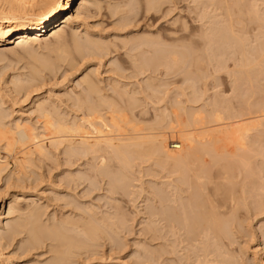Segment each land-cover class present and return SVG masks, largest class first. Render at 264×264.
<instances>
[{"label": "bare ground", "instance_id": "6f19581e", "mask_svg": "<svg viewBox=\"0 0 264 264\" xmlns=\"http://www.w3.org/2000/svg\"><path fill=\"white\" fill-rule=\"evenodd\" d=\"M146 1H147L148 8L150 10H152V9L155 10V7L157 8V6H159V4L157 5V3H156L157 0H146ZM159 1H161V0H159ZM207 1L209 2V0H207ZM218 1H220V0H218ZM247 1L245 3L242 2V0H241V2L235 1V4H236V5H234L235 7L231 5L232 7H229V8L227 6H226L227 8L224 7L225 5L223 4V2L225 3L226 1L223 0V2H219V3H222L221 5H223L224 9H226V11H227V12H224L227 14V17L225 14V17L227 19L226 20L222 19L223 21L219 20V22L221 21L220 22L221 25L219 23H217L218 19H216L219 16L218 15L217 16L216 15L210 16L211 12L209 14L208 13L209 10H208V12L206 11L207 14H209L207 16V19H209V21L211 19L212 20L211 22H213L214 24L211 25L208 23L207 25H209V27L208 28L206 27L205 31H198V34H197V32H195V33H192L190 35H185V34L181 35L180 34L178 36L173 37L172 39L165 38V39H168V41L169 40L174 41V43H172L170 41L171 44H167L168 41L166 40L167 41L166 42L165 40H163L164 37L163 38H157L158 40L157 39L154 40L151 37L150 38L145 37L142 40H137L138 42L135 43V44H137L136 48L134 47L135 52L139 54L142 51L141 53L144 52L145 55L143 56V58H142L143 54L141 55V58L138 57L140 59H143V61L137 58L138 54H137V56H136V54L131 56V58L128 57L129 63L132 62V64H130V65H133V68L138 70V71H141V70L146 71L143 68H146L147 70L153 69V71H155V70H157L158 67H162V66L164 67V69L168 68L167 70H170V68H173V66L174 67L177 66L175 63L179 64L183 61V63H181V64H183V67L187 65V59L189 56L186 55L187 54L186 52H188V51L190 53V54L188 53L190 56H192L194 53L199 52V54L197 53V55H199V57H200L201 51H198V49L202 50L201 48H204L203 52L208 51L207 53L211 54L210 59L215 60V58L217 59V57L212 58V53L217 54V50H218L219 51L218 55L220 56V57L218 56V58L220 60V59H222V57H225L224 56L225 53H228L227 50H229V52L232 51L231 53L233 55L235 53V56L230 54V56L232 58L236 57V55H238V54L240 57L239 58L237 56L238 59L237 58L232 59L229 56L230 59L235 61L234 62L235 67L232 65L233 66L232 70H234V71L231 70L232 72L229 71V73L231 72V74H234L232 76L235 77L234 80L236 82L238 79H239L238 82H240V80L244 81V79H245L244 82H246L248 80L247 82H249V84H247L248 86L246 88L249 87V89L250 88L253 89V84H254L253 81H255L254 78H256L257 76L259 77V75H260V74L259 75L255 74L256 69L258 70V73H261V71H262V73H264V41H263L264 40V0H247ZM77 2H78V0H0V47L7 49V51L13 52V51H15V49L17 50V49L26 48L27 46L29 47L33 43H39V44L45 43L46 44L51 40H56L58 43H60L61 41L65 40V39L67 40L68 36H72V41L74 42L73 48H75L78 51V53L80 52V53L85 54V55L87 54V55H94V56L98 55V54H103V52L107 49L106 44H103L101 42L89 39L91 37H89L85 43H82L78 40V37L75 35V33L73 34L72 31H71L72 35H71V33H69L72 25L76 22L78 23L79 20L81 19L83 9H87L88 6H90V5L92 6V3L90 2V0H82L74 12L73 10L76 7ZM199 2H201V1H199ZM214 2L216 4L217 1H214ZM155 4L157 6H155ZM217 4H218V2H217ZM97 6H98V4H97ZM126 8H128V6H126ZM116 9H118V8H116ZM157 9H156V11H157ZM215 9L216 8H214V10ZM35 11L41 12V16L38 19L28 20L26 22L21 21L29 13L35 12ZM212 12H214V11H212ZM74 13H76V14H74ZM204 14H205V10H204ZM129 15H127V16H129ZM124 16H126V15H124ZM205 18H206V16H205ZM201 19H204V17L203 18L201 17ZM123 20H125V18ZM254 22L257 25V28H255L256 31L259 33V34L258 33L257 34L260 35L259 37L257 36L258 38H256V36H255L257 41H255L256 40L255 39L254 42L258 43V39L260 40V38H262V43H259V45L254 44V47L256 46L255 48L253 47L254 49L258 48L259 46L261 47L260 49H256V51L258 50V52H259V53L258 52L256 53L257 54L256 56H255V53L253 52L254 49H248L249 48V44H248L249 42H247L249 40L248 38L251 36L250 33H252V31L253 32L255 31V29L251 30L250 29L251 26H249L250 23L254 24ZM210 25H211V27H210ZM202 26L204 27V25H202ZM184 28H185L184 30L186 31L187 30L186 26ZM254 34H252V35H254ZM257 34H255V35H257ZM48 35H49V38H47ZM191 35L193 37H198V35H199V38L201 40L199 39L200 40L199 42L198 41L193 42L192 37H190ZM248 35H250V36L248 37ZM152 37H154V36H152ZM250 39H252V38H250ZM202 40H203V42H202ZM65 41H63V42H65ZM179 42H180V44H177ZM196 42L198 43L197 47L194 44ZM246 42L248 44L247 49H246V46H247ZM8 43H13V45H15V46L11 49L7 48ZM192 46H195V49L191 53L190 51L193 50ZM252 46L250 48H252ZM196 48H197V50H196ZM213 49H214V51H213ZM220 49H222V51H223L222 52V54H224L223 56L220 55L221 54ZM134 50H132V51H134ZM138 50L139 51L141 50V51L137 52ZM224 50H225V52H224ZM157 52H160L159 53L160 55L157 54V56H156ZM153 53H154V55H153ZM207 53H203V54L205 55ZM146 54H147V56H146ZM149 54H151V56L153 55L154 57L153 56L151 57ZM179 54H180V56H179ZM181 54L182 55L185 54V56H183L182 58L184 59V57H186L187 59L186 58H185L186 60L181 59L180 58ZM210 54L208 56H210ZM214 54H213V56H217ZM226 55H229V54H226ZM202 56L203 55H201V57ZM204 57H206V56H204ZM204 57H202L200 59L201 62L206 61V59L203 60ZM226 57H228V56H226ZM191 58L192 57H190L188 60H190ZM229 58H227V63H228ZM196 59L199 60L198 56L196 57ZM224 59L225 58H223V63H224ZM197 60H196V62H197ZM213 60L211 62H214ZM178 61H179V63H178ZM184 61H185V63H184ZM73 62H74V60H73ZM215 62L217 63L218 59ZM221 62H222V60H221ZM206 63H207V61H206ZM216 63H215V65H216ZM219 63H220V61L218 62V65L221 68L220 67L218 68L217 67L218 65H216V67L218 68V71H220L221 69L223 70V64L221 65V63L220 64ZM192 64H189V66H192ZM194 64H195V62H194ZM117 65H118V63H117ZM200 65H202V64H200ZM226 65L227 64L224 65V69H225V67H228ZM259 65L261 68L259 67ZM261 65L263 66V69H262ZM118 66L114 67V69H117ZM189 66H187V68ZM193 66H195V65H193ZM38 67H40V66H38ZM48 67H50V66H48ZM180 67L181 66H179V67L177 66L175 68L180 69ZM183 67H181L182 70H183ZM36 68L37 67H35L34 69H36ZM210 68H211V66H210ZM254 68H256V69H254ZM190 69H191V67H189V69H186V67H184V70H187V73L194 72V71H190ZM197 69H198V67H197ZM120 70H121V68H120ZM120 70L116 71V73H114V75L115 74L117 75L120 72ZM122 70H123V68H122ZM124 70H127V69H124ZM167 70H165V71H167ZM184 70H183V72H184ZM188 70H189V72H188ZM191 70H193V69H191ZM204 70H206V72ZM204 70H203V72H205L207 74V69H204ZM214 70H215V68H214ZM222 70L220 72H222ZM227 70H228V68H226V71ZM253 70H255L254 73H253ZM112 71H114V70H112ZM129 71H131V70H129ZM153 71L151 72L152 74H154ZM201 71H202V69H201ZM218 71H216L214 74H217ZM199 72H200V70H199ZM224 72H225V70H224ZM39 73H40L39 69L38 70L36 69L35 72L32 75H30L31 76L30 80L28 81V79H27V81L29 82V85L32 82H34L35 80L37 82V76ZM151 73L149 75L150 78H149V76H148V78H146L147 79V85H146L147 88L144 85L145 89H144V91L142 90L141 93L138 92L137 89L136 90L127 89V88H129V86L127 88L125 86L121 87V88H124L123 90H119L118 87L112 86L111 88H114L113 94L115 93V95H113V96L108 95V93H106V94L103 93V91H104V90L102 91L103 87L100 88L101 84L99 85V83H101V82H99V83L96 82V79L93 78L94 74H91V73L88 74L79 83V87L77 85L78 88H81L80 93L78 92V94L75 95V98L72 97V99L74 98L73 101L71 99V101L74 103V105L78 108L77 109L75 107L77 109V112H78V110L80 112H82L81 114L83 117L77 118V116H76L77 120L75 119V117H74L75 120L72 119L73 121H68L67 120L68 118L66 120H64L65 118H62L58 114H56V108L54 107L53 104H50V102H48V101H42V102L38 101V103L35 105V110H33V111L40 118L43 119V121H44V127L43 128L45 129L44 130L45 132H48L47 135L49 134L50 136H52L50 138L51 142L49 144L52 148L58 149L60 146L62 147V145H63L64 146V153L68 154L69 156L70 155L74 156L77 159L79 156H81L80 158H82V159L87 158V156L88 157L90 156V158L93 159V156H96L97 158L94 157V160L96 159V161H97V159H99L97 161L98 164L91 163L92 161L91 162L89 161L91 164H93L91 167L94 169L91 171L90 169H92V168L90 167L89 173L91 172L92 174H89V173H87V174H89V176L91 175L92 179L95 178L96 175L100 176V174L104 175V178H105V176H106V178L109 177L110 179L109 180L107 179V181H110L109 185L113 188V190L116 187L117 188L118 187L120 188V186L123 187V185H124V188L127 189L125 187V185L128 182L125 181V184L123 182H124V180H127L126 178H128V176L125 174L126 171L123 173L122 170L126 169L124 166H132L133 167L134 163H136L137 160H140L139 162H141V160L146 159V161L148 162V158L152 159V160H154L156 165H158L159 169L161 168L163 173L166 172L165 173L166 175L163 176L162 179L163 178H170L172 176H174L176 178L175 180L170 179V181L163 183L166 186V189H164L163 187L160 188V186L162 185L160 183L158 185L159 187L157 186L158 189L155 190V196L154 197L156 198V203L158 206H155V207H157L156 208L157 211H153L155 208H153L152 211L154 213L156 212L155 213L156 214L155 215L156 220L153 223V224H155L154 225L155 227H153V229L155 230L154 231L155 240L158 241V244H156L157 247L154 248L155 249V251L153 253L154 257L151 258V259H153V261L152 262L150 261L152 264H242L238 260L237 256H235L236 254H234V253H236V252L233 251L234 249H232V246L235 245L233 243V241L231 240V237H232L231 234L233 231H235V229L233 230L232 227H234V228L236 227V230H238L236 224H238L237 222H239L240 220L237 222H236V220H237V216L240 215L239 212L242 211L243 206H244V208L246 206L249 207L248 209H250L252 211L254 210V213H256V214L261 213L259 211H262V209L264 210V208H263L264 207V197L261 196L264 193L262 191V190H264L263 176H261L262 178L259 179L260 181L258 180L259 182H256L257 180H254V182H252V180H249L251 175L249 176V172H247V175L249 176V178L246 176L247 177L246 179H248L249 182L250 181L252 182V183L250 182V185H249L248 181L246 182L247 184L244 183V181L246 179L245 180L243 179L244 181L240 182L238 180L239 176L237 175V174H239V175L241 174L243 177L241 175L240 176L242 178H244V175L246 174L245 173L246 168H248L247 170H249V168L251 170V168L253 169V167H254L253 170H255L256 168L253 165L254 164L253 162L257 161L256 158L258 156L260 158H262V155H258V154H257L258 155L257 157H254L255 155L251 156V153H253L254 150L258 151V147L255 146V142H253L250 139L249 140L251 141V143H249L250 141L249 142L247 141L249 136H250L248 133L252 132L250 130L253 127H251V129H250V128H248L249 127L248 125H247L248 126L247 128L244 125H243L244 127L237 126V125L234 126L236 123L233 125L232 124L231 125H225V123L222 121H224L225 118H227V116L232 115L233 112L230 110L233 108H231L229 106L231 108L229 110V108H227V105H229V104L225 105L226 106V108H225L223 106L224 104L223 103L221 104V102H220V103H218L219 104L218 106H219V108H221L220 107V104H221L223 109L222 108L218 109L217 103L215 105V102L214 103L210 102L212 104L210 106L215 105L213 110L211 109L213 111V113L209 112V114L207 116H205L206 115L205 111H201V112H204L203 113L204 117L201 114V112H200L201 116L198 115L197 113H195L197 115L193 114L194 112H196L198 110H196V111L194 110V112L190 111L188 113L189 119L186 118L189 121L187 120V122H185V119L184 120L182 119V117L184 116V114L182 115V113H184V112H182L183 111V103L179 104L178 105L179 107L176 106V104H177L176 103V104H173V106L175 105L176 107H178V110H177V108L175 109V107L172 106L175 110L172 111L173 108H172V110H170V108H169V110L171 111V112H169L168 108L166 109V107H163V110L165 108V111L163 112V110H162L161 111L162 114L159 113L158 116L160 117V114H161V116H163L164 119L158 120L157 118H155L156 119L155 123L157 125L154 124V126L151 127L148 124L149 127L146 125L145 128L143 129L140 127L137 128L138 127L137 125L140 124L138 122L139 124L136 125L137 127L132 126V127H128L127 130H125L126 128L122 129L121 127H119L118 122H114V120L115 119H121V118L124 120L125 117H127L126 119H129L130 117L133 118L136 114V110L142 104V102H141L142 97H140V94L142 95V93H143L144 98L146 99V97H147L148 101L150 99L149 96L152 94H155L154 92H156V91H154V90L157 88L154 89V87L155 86L158 87L159 83L157 85H155L154 80H156V79L151 75ZM171 73L174 74L173 71ZM187 73L185 72V74H187ZM202 73H200V74H202ZM125 74L127 76V73H125ZM189 74H191V73H189ZM200 74H199V78H200ZM253 74L256 75V77ZM155 75H156V72H155ZM191 75L190 76L188 75L189 76L188 79L186 78L183 80H186V81H188V80L191 81L190 79L194 80V78H193L194 76L193 75L191 76ZM202 75H205V74H202ZM126 76L124 78H126ZM135 76H137V73ZM164 76H165V74H164ZM261 76H263V75L261 74ZM122 77H123V75H122ZM131 77H134V76H131ZM138 77H140L139 74H138ZM228 77H230V76H228ZM171 78H173V76ZM199 78L197 77V81L199 80ZM127 79H125V81ZM134 79H135V77H134ZM200 80L202 81V78H200ZM120 81H121V79H120ZM164 81H166V80H164ZM209 81H210V78H209ZM22 82L23 81H21V85L19 86L20 89L26 88L25 83L23 82V85H22ZM115 82L117 83V81H115ZM157 82H158V80H157ZM183 82H185V81H183ZM194 82H195V80H194ZM196 82H195V84H196ZM139 83L141 84V82H139ZM186 83H188V82H186ZM206 83H207V81H206ZM231 83H232V81H231ZM137 84H138V82H137ZM165 84H167V83H165ZM188 84H190V83H188ZM80 85H82V87H80ZM192 85H193V87H195L194 83L190 84V86H192ZM27 86H28V83H27ZM130 86H132V84ZM169 86H170V84H169ZM171 86H172V84H171ZM179 86H180V84H179ZM232 86L235 87V83H233ZM244 86H242V87L245 90L246 88ZM32 87H34V86H32ZM30 88H31V86H30ZM187 88H189V87L187 86ZM196 88H197V86H196ZM239 88H240V86H239ZM17 90H18V88H17ZM112 90L113 89H111V92H112ZM167 90H169V89H167ZM167 90H165V93ZM192 90H194V88ZM213 90H211V91H213ZM247 90L248 89H246V91ZM149 91H150V93L151 92L152 93L151 94L149 93L150 95L148 96L147 93ZM194 91L192 92V94L200 92L201 93L200 97H198L199 94L197 93L198 94V95L196 94L197 96L195 94L192 95V97L193 98L195 97V99H191V98L189 99V97H188L190 95L189 94L190 92H189L188 93L189 95H186L188 98V101H192V102L198 101L199 99H202L206 95V94H204L206 92H203V91L201 92L199 90H196L197 92H194ZM250 91H249V94H251ZM251 92L254 93L253 91H251ZM233 93H235L234 89H233ZM181 94H183V93H181ZM215 94H217V93H215ZM236 94L237 93H235L234 95H236ZM246 94H248V92H246ZM246 94L244 93V95H246ZM166 95H169V94L166 93ZM244 95L242 97L240 96L241 99L243 97H245ZM152 96H154V95H152ZM155 96L157 97V93ZM159 96L160 95H158V97ZM178 96H180V95H178ZM158 97L155 99H158ZM162 97H163V95H162ZM183 97H184V95H183ZM225 97H227V96H225ZM236 97H234V99H236ZM246 97L244 98L245 100H246ZM219 98L221 99V97H219ZM147 99H146V101H147ZM161 99L159 97L158 100H161ZM167 99H168V97H167ZM215 99L214 100L212 99V100L215 101ZM222 99H223V97H222ZM226 99L229 100V98H226ZM163 100H164V98H163ZM163 100H161L160 102H162ZM230 100H231V98H230ZM207 101H209V100H207ZM140 102H141V104H140ZM176 102H179V101L176 100ZM200 102H202V101H200ZM217 102H218V100H217ZM242 102H243V99H242ZM248 102H250V101H248ZM151 103H153V102H151ZM154 103H156V102H154ZM169 103H170V101H169ZM172 103H174V101ZM245 103H247V102H245ZM157 104L158 103H156L155 105H157ZM160 104H162V103H160ZM186 104H187V101H186ZM196 104H197V102H196ZM257 104H258V102H257ZM181 105H182V107H181ZM192 105H193V103H192ZM238 105H240V104L238 103ZM215 107H216V109L220 110L219 113H221V112L223 113V110H225L224 113H226V114H224V113L223 114L226 115V117L224 118V115L221 114V115H223V116H221V118L223 117L222 118L223 120L220 119V117H219L220 115L217 114L218 110H216ZM232 107H233V105H232ZM246 107H248V105ZM251 107L253 108V106H251ZM187 108H188V106H187ZM200 108L201 107H199V109ZM189 109H190V107H189ZM196 109H198V108H196ZM241 109H242V111L244 110L243 108H241ZM248 109L251 110V108H248ZM260 109H262V108H260ZM202 110H206V109L203 108ZM214 110H215V112H214ZM167 111H168V113H167ZM184 111H185V109H184ZM227 111H229L228 115H227ZM235 111H234V113H235ZM140 112L142 113V110L137 112V113H140ZM153 112H154V110H153ZM230 112H231V114H230ZM236 112L238 113V110ZM259 112L261 113V111H259ZM141 113L139 115H141ZM186 113L187 112H185V114ZM237 113H235L234 116L237 115ZM245 113H246V111H245ZM254 113H252V115H254ZM263 113H264V107H263ZM143 115L144 114L142 113V116ZM237 116L239 117L240 115H237ZM241 116L243 117V115H241ZM241 116L239 118H242ZM261 116H262V114H261ZM232 117H229V118L234 119L236 116L234 118H232ZM256 117H255V119H256ZM166 118L169 119L170 121L167 120ZM3 119H4V116H3V113L1 112V109H0V147L6 146V148H8V147H11V145H14L16 143L18 144L19 142L14 141L17 137L14 139L10 138V136H11L10 134H11L12 129L11 130L7 129L9 126L6 127L5 126L6 124L4 125ZM133 119H136V118H133ZM165 119L170 122V124H168L167 128L169 129V131H171L173 134H175L172 136L174 139H175V137H177L179 140V141L178 140L177 141L179 143L177 142V144H171L168 146L167 137L164 136L163 134L159 133L161 131H159V132L155 131V129H157V126H159V124H160L159 127L161 128V125H162L161 123L164 124ZM109 120H110V122H109ZM227 120L229 122V119H227ZM256 120H258V119H256ZM256 120H254V124L260 123L259 125H261V122L259 121V120H261V117L258 120L259 122H255ZM116 121H118V120H116ZM251 121H253V120H251ZM251 121H250V123H251ZM261 121H263V123H262V126H263L264 119H262ZM120 122H121L120 125L122 126V120H119V123ZM124 122H125V120H124ZM151 122L152 121H150V123ZM134 123H135V121H134ZM248 123H249V121H248ZM14 125H17L15 127H17L18 131H16V132L13 131L12 134H14V133H15V135L18 134V135H16V136H18V139H17L18 141H22V143L24 142L23 144L26 145V147H28L30 144H32V145L34 144L31 149L23 152L22 156L27 157V159L24 160V162L29 161V163H31L30 162V161H32L31 156L35 153L37 154V156L45 157V158H46V156H48L50 154L49 148L46 147L45 144L40 143V139L43 140V135H46V134H42V132L41 133L37 132L35 130L36 128H33V126L32 127L29 126L30 124L28 125L27 123L20 125L18 122ZM125 125H127V124L125 123ZM150 125H152V124H150ZM164 128L166 129L165 126H164ZM254 128L258 129V128H256V126ZM262 128H260V129H262ZM168 129H166V130L168 131ZM248 129H249V131H248ZM15 130H16V128H15ZM159 130H162V128ZM263 130H264V128H263ZM254 131H253V133H254ZM262 131H261V133H262ZM257 133L259 136V132H257ZM94 134H96V137L94 136V138H92L93 137L92 135H94ZM15 135H14V137H15ZM251 136H253V135H251ZM258 136H257V138H258ZM11 137H13V136H11ZM19 138L21 140H19ZM169 139H170V136L168 137V141H169ZM10 140H13L14 144H11L12 141L10 142ZM261 140H262V138H261ZM255 141H256V139H255ZM20 144H21V142H20ZM23 144H21V145H23ZM27 144H29V145L27 146ZM257 145H258V143H257ZM261 145H263V144H261ZM260 148H262V147H260ZM263 152H261V154H263ZM9 153H10V151H9ZM17 155H19V154H17ZM263 156H264V154H263ZM92 159H90V160H92ZM251 160H253V162ZM86 161H88V160H86ZM22 162H23V160L20 163H22ZM149 162H150V160H149ZM32 163H34V162H32ZM86 163H88V162H86ZM119 163L120 164L122 163L124 165V166H121L122 168L124 167L123 169H120V167H119V169H117ZM251 163H252V165H251ZM24 164L26 165V162ZM24 164L23 165L19 164V166L21 165V167H23ZM139 164H138V166H140ZM2 165L0 164V175H1L2 171L4 170L3 167L6 168L5 165L4 166H2ZM87 165H89V164H87ZM146 165H147V163H146ZM85 167H86V165H85ZM132 167H131V169H132ZM260 168H262V167H260ZM129 169L130 168L127 167V170H129ZM263 169H264V166H263ZM256 170H255V172L254 171L253 172L256 173ZM260 170H262V169H260ZM258 171H259V169L257 170V172ZM87 172H88V170H87ZM137 172H139V171L137 170ZM79 173H81V172H79ZM83 173H81L79 175L82 177L83 181L88 182V180L91 178L88 175H84V177H83L82 176ZM252 173H250V174H252ZM19 174H20V172H19ZM94 174H96V175H94ZM235 174L237 175L236 177H238V179L234 176ZM80 176H78V178ZM86 176H88V177H86ZM253 176H254V174L251 177H253ZM81 177L79 179H81ZM85 177L87 178L86 180H85ZM153 177L155 178L156 176H153ZM255 177H257V179H258V175ZM98 178H100V177H98ZM157 178H159V176ZM132 179L133 178H131V179L128 178V180H132ZM142 179H144V178H142ZM254 179H256V178H254ZM72 180H73V178H72ZM164 180H166V179H164ZM91 181L89 180V183H91ZM93 181H92V183H93ZM97 181H98V179H97ZM95 183H97V182H95ZM107 184H108V182H107ZM118 184L120 186H118ZM121 184H123V185H121ZM244 184H245V186L246 185L250 186V188H249L250 191H248L249 189H245ZM93 185L94 184H92V186ZM238 185H240V186H238ZM127 186H128V184H127ZM251 186H252V188H251ZM108 188H109V186H108ZM154 188L152 189L153 191H154ZM246 188H248V187H246ZM244 189H245V191H244ZM113 190L111 189V191H113ZM116 191H117V189H116ZM261 191H262V194L260 193ZM249 192H250V195H249ZM116 193H114V194H116ZM108 195H109V193H108ZM247 198L251 199L250 205H252L253 209H251L252 207L250 205L248 206L249 202H247V201H249V200ZM108 199H109V196H108ZM64 200H66V199H64ZM243 201L244 202L246 201L247 203L243 205V203H244ZM119 203H121V202L119 201ZM79 206H81V205H79ZM112 209H114V207H112ZM10 210L12 211L11 207L9 208V212H11ZM81 210H83V209H81ZM94 210L95 209H92L90 206V207H87L86 210L84 209V212L78 211V212H80V215L82 214L81 217H80V215L77 216V214L75 213L77 218L79 217L80 221L75 219L76 216L73 217V216L69 215V216L65 217V219H63V220L60 219V220H62V222L61 223L59 222V224L56 223V221H53L56 224H53L51 226H46V225L44 226V224L41 223L40 211L38 210V208L33 207V208H30L27 212H25V214L23 213L24 219L23 218L22 219L24 221L22 223H19V221H18L17 224L10 226L11 228L9 229L8 232L10 233L12 231L11 233L15 234V238L17 236L16 234H21L24 232L27 233L29 235V238L26 239L27 240L26 246L32 247V248L35 245L42 244L43 240L45 239L44 237H46V236L48 237V239L51 238V239L55 240L57 242V244L55 243V241H53L56 245H54V247L51 249V251L54 252V254H55V255L52 254L54 256V258H53V260H52L53 262L51 264H69V262H72L71 259L74 258L75 255L81 254L82 249L86 250L87 253L89 252V248H91V245H89L88 242L91 241L93 243V241H96L97 237H99L98 233H100V232L108 233V231H110V230H111V232L112 231L115 232L114 230H116V228H117L116 227L113 229V226H112V225H114L112 223H114L115 221L110 223V224L106 222V221H108V219H109V222H111L110 218L108 217L110 215L108 212L107 213L109 215L104 220L103 219L100 220V219H97L95 217V214H94L95 211ZM246 211L248 212V210H246ZM21 212H23V211H21ZM82 212L85 214L83 215ZM263 212L264 211H262V213ZM116 213H121V216H122V212H116ZM72 214H74V213H71V215ZM105 215H106V213H105ZM114 215H116V214H114ZM242 216L243 215L241 214V217ZM6 217L7 216L5 215V213L0 212V222L2 221V219H5ZM112 217L114 218V216H112ZM116 217H115V219L117 220ZM152 218H154V217H152ZM124 219L125 218H123L122 223H124V221H125ZM82 221H84V222H82ZM119 222H120V220H119ZM235 222H236V224H235ZM81 223H82V225H81ZM104 223H106V224L104 225ZM107 224H108L109 228H108ZM234 224L236 226H234ZM239 224H240V222H239ZM110 225H111L112 229H111ZM115 225H116V223H115ZM106 228H108V230ZM118 229H121V228L118 227L117 230ZM4 237L5 236L0 235V259L4 258L3 260H1L2 262L1 261L0 262L2 264H7V263L11 264V261H10L11 258H9L7 255H5L3 252L4 250H6L3 247L5 245H6V248H7V246H9V245H7V243L2 244V241L5 239ZM85 242H86V244H85ZM3 243H4V241H3ZM94 245H95V243H94ZM24 246H25V244H24ZM36 247H38V246H36ZM33 249H36V248H33ZM138 257H136V258H138ZM239 259H241V258H239ZM77 260H78V258H77ZM253 262H254V264H259L256 262V260Z\"/></svg>", "mask_w": 264, "mask_h": 264}, {"label": "rangeland", "instance_id": "374dc122", "mask_svg": "<svg viewBox=\"0 0 264 264\" xmlns=\"http://www.w3.org/2000/svg\"><path fill=\"white\" fill-rule=\"evenodd\" d=\"M81 1L82 0H78V2H77L78 5L76 4V7L73 10L74 12L77 9V7L79 6ZM199 1H201V2H199ZM214 1H217L218 4H217V2L215 4ZM224 1H226V2L224 3L223 0H220V1L209 0V2L207 0H161V1L157 0L156 3H157V5L159 4V6H157L156 4H155V6H157L158 9L155 7V10H153V9L150 10L148 8L146 0H144V1L143 0H90V2L92 3V6L90 5L91 7L88 6L87 9H83L81 19L79 20L78 23L76 22L72 25L69 33H71V35H72V32H73V34L75 33V35L78 37V40L82 43H85L87 41V39L89 37H91L89 39H92V40L101 42L103 44H106L107 49L103 52L104 55L98 54V55L94 56V55H87V54L85 55V54H82L80 52L78 53V51L75 48H73L74 42L72 41V36H68L67 40L65 39L66 41L63 40L65 42L61 41L60 42L61 44L58 43L56 40H51V41H49L50 43L48 42L46 44L45 43H43V44L33 43L29 47L27 46L26 48H22V49H17V50L15 49L16 52L15 51H13V52L7 51V49L0 47V104H1L0 109H1V112L3 113V116H4V119H3L4 125L6 124L5 125L6 127H8V126L10 127V128L8 127L7 129H10V130L12 129L10 135L13 137L10 136V138L14 139L17 137L14 141L19 142L18 144L16 142H15L16 144H14V141L10 140V142L11 141L13 142V143L11 142V144H14V145L10 144L11 147H8V148H6V146L0 147V162L2 161L0 164L1 165L3 164L2 166L5 165V167H6V168L3 167L4 170L2 171V173L0 175V212L5 213V215L7 216L5 219H2V221L0 222V235L5 236L4 237L5 239L3 240L4 243L2 241V244L7 243V245H9V246H7L8 249L6 248V245L3 247L4 249H6L3 252L5 255H7L9 258H11L10 259L11 264H51L53 262L52 260H53L54 256L52 254H54V252H52L51 249L54 247V245L57 244V242L55 240H53L51 238L48 239V237L46 236V237H44L45 239L43 240V243L40 245L33 246V248H36V249H33L32 247L26 246L27 245L26 239L29 238V235L27 233L24 232L21 234H16L17 236L15 238V234L11 233L12 232L11 230H10L11 231L10 233L8 232L9 229L11 228L10 226L17 224L18 221H19V223H22L24 221L23 220L24 214L30 208H33V207L38 208V210L40 211V214H41V223L44 224V226L45 225L51 226V225L56 224V223L59 224V222L61 223L62 220L65 219V217H67L69 215L74 217L77 214V216H79L81 211L84 212V209L86 210V208L90 207V206L92 209H95L94 211L96 213L94 212V214H95V217L97 219H100V220L103 219L104 220L110 214L108 217L110 218L111 222H109V219H108V221H106V220L105 221L109 224L115 221L114 223H112L114 225L116 223L115 226L112 225L113 229L116 227L117 228L120 227L121 229H118L119 230L118 231L116 228V230H114L115 232H113V231L111 232V230L109 229L110 231H108V233H104V232H100L101 234L98 233L99 237H97L96 241H93V243L91 241L88 242V244L91 245V248H89V252L87 253L86 250L82 249L81 254L75 255L74 258L71 259L72 262H69V264H88V263L89 264H139V263L140 264H152L151 262L153 261V259H151V258L154 257V254H153L155 251L154 248L157 247L156 244H158V241L155 240V233H154L155 230L153 229V227H155L154 226L155 224H153V223L156 220V216H155L156 212L154 213L153 211H157L156 210L157 207H155V206H158L156 203V198L154 197L155 196V190L158 189V187H159L158 185L160 183L162 184L160 186V188L163 187L164 189H166V186L163 183L170 181V179L175 180L176 178L174 176H172L170 178H163L162 179V177L166 175L165 174L166 172L163 173L161 168L159 169L158 165H156L154 160L149 159V158H148V162L146 161V159H144L145 161L141 160V162H139L140 160H137L136 163H134V165L135 164L136 165L135 166L133 165V167L132 166H124L122 163L121 164L119 163L120 165L118 164L117 169H119V167H120V169H123L125 167L126 169L122 170L123 173L126 171L125 174L128 176V178L129 179L133 178L135 181L133 179L128 180V178H126L128 181L124 180V182L123 181L122 182L124 184H125V181L128 182L127 183L128 186H127V184L125 185V187L127 189L124 188L123 184H121V185H123V187L120 186L119 185L120 183H119L118 186H120V188L119 187L117 188L115 186L116 188H114V190H113V188L109 185L110 181H107V179L108 180L110 179L108 176H107L108 178H106V176L104 178V175L100 174V176L99 175L97 176L96 175L97 173L94 174V175H96L97 178L95 177L92 179L91 175L89 176V174H92L91 172L89 173V169L93 165L91 163L98 164L97 161L99 159H97V161H96V159L94 160V157H96V156H93V159L90 158V156L89 157L87 156V158H83V159L80 158L81 156H79L78 157L79 160H78L74 156H71V155L69 156L68 154H65L63 145H62V147L60 146L58 149L52 148L49 145L51 142L50 138L52 136H50L49 134L47 135L48 132L44 131L45 129L43 128L44 127L43 119L40 118L37 114H35L33 110H35V105L38 103V101L39 102L48 101V102H50V104H53L54 107L56 108V114H58L62 118H65L64 120H66L68 118L67 119L68 121H73L76 119V116H77V118H80V117L82 118L83 117L81 114L82 112H80L79 110L77 112L78 108L74 105V103L72 101L75 98V95L78 94V92L80 93L81 88H78L79 83L84 79L85 76H87L90 73L94 74V77L92 75L91 76L94 79H96L97 83L101 82V83H99V85L101 84L100 88L103 87L102 91L103 90L105 91V92L103 91V93H105V94L108 93V95H110V96L115 95V93L113 94L114 88H111L112 86L118 87L119 90L124 89L121 87L125 86L127 88L129 86V88H127V89H129V90H136L137 89V91L141 93L142 90L144 91V89H145L144 85L145 86L147 85V79L146 78H148V76L153 71V69L147 70L146 68H143L146 71H144V70L138 71V70L133 68V65H130V64H132V62L130 61L131 63H129L128 57L131 58V56H133L135 54L137 56V54H138L134 50L136 48V45H137L135 43L138 42L137 40H142L145 37L146 38L151 37L152 39L156 40L157 38H163L164 37L163 40L168 41V39H172L173 37L178 36L180 34L181 35H184V34L190 35V34L195 33V32H197V34H198V31H205L206 27L207 28L209 27V25H207L208 23L211 25L214 24L213 22H211L212 21L211 19H210V21H209V19H207V16L210 14V12H211L210 16H213V15L219 16L216 19H218L217 23L220 24L221 21L219 22V20H222V19L226 20L227 19L226 18L227 14L224 13L227 11H226V9H224V7L227 6L229 8V7L236 5L235 1L241 2V0H235V1L234 0H224ZM246 1L247 0H244V1L242 0V2H244V3ZM219 2H223V4L225 6L223 7V5H221L222 3H219ZM97 4H98V6H97ZM126 6H128V8H126ZM116 8H118V9H116ZM214 8H216V9L214 10ZM156 9H157V11H156ZM204 10H205V14H204ZM208 10H209V12H208ZM206 11L209 14H207ZM212 11H214V12H212ZM74 14H76V13H74ZM225 14H226V17H225ZM124 15H126V16H124ZM127 15H129V16H127ZM40 16H41L40 11L31 12L27 16H25L24 19H22L21 21L26 22L28 20H36ZM205 16H206V18H205ZM201 17L202 18L204 17V19H201ZM124 18H125V20H123ZM202 25H204V27ZM211 25H210V27H211ZM255 25H256L255 22H254V24L250 23V25H249V26H251L250 29L254 30L255 28H257V25L256 26ZM185 26L187 28L186 31L184 30ZM254 33L255 34L258 33L256 31V29L254 32L252 31V33H250L251 36L248 35V37L250 36L248 39L251 41V42L249 40L247 41V42H249L248 43L249 44L248 49H254L256 47V46L254 47V44L259 45V43H262V38H260L261 41L258 39V43L254 42V40L260 36V35H258L259 33L257 35H255ZM252 34H254V35H252ZM49 35L47 38H49ZM152 36H154V37H152ZM255 36H256V38H255ZM190 37H192L193 42L194 41L199 42L201 40L199 38V35H198V37H193L192 35ZM165 38H168V39H165ZM250 38H252V39H250ZM170 41L171 40H169L167 42V44H171V42L174 43V41H171V42ZM255 41H257V39ZM202 42H203V40H202ZM247 42H246V44H247ZM196 43H194V44L197 47L198 43L197 44ZM177 44H180V42ZM248 44L246 46V49L248 47ZM250 45L251 46L253 45L252 48H250L251 47ZM14 46L15 45H13V43H8L7 48L11 49ZM195 46H192L193 50L190 51L191 53L194 51ZM260 48L261 47L259 46L256 49H260ZM201 49L202 50L198 49V51H201L200 57H201V55H203L202 57L206 56V57H204L203 60L206 59L207 63H206V61L201 62L200 59L202 57L200 58L199 55H197V53L199 54V52L194 53L192 56L189 55L190 54L189 51L186 52L187 53L186 55L189 56L188 59L190 57L193 58V59L191 58L190 60H188L186 57H184V59L182 58L183 56H185V54L184 55L181 54L180 58L183 60L187 59V65L184 67H186V69H189V67H191V69H193V70L190 69V71H194V72H189V70H188V72L194 76L193 78H194L195 82L197 81V77L199 78V74L202 73L204 69H207V74L205 73L206 70H204L205 72L202 73L205 75L200 74V78H202V81L204 80L203 82L199 78V80L197 82L198 83L200 82V83L198 84L196 82V84H195L194 80L190 79L191 78L190 77L189 79L194 83V86H195V87H193V85L190 86V84H193L191 81L183 80L186 78L188 79V77L191 75V74L187 73V70H184L183 64H181V63H183V61L181 63H179V61H178V63L180 65L177 63H175V64L178 67L179 66L183 67L184 72H183L181 67H180V69L175 68L177 66H175V67L173 66V68H170V70H167L168 68L164 69L163 66L158 67L157 70L154 69L155 70V71H153L154 74L151 73V75L156 79V80H154L155 85H157L159 83L158 87L157 86L154 87V89L157 88L154 90V91H156V92H154L155 94H152L154 96L150 95L152 92L150 93V91H149L147 93V95L148 96L150 95L149 96L150 99L148 101V99L146 97V99H147V101H146V99L143 96L144 94L142 93V95H141L139 93L140 97H142V100H141L142 104L140 102L141 105L136 110V114L133 117V118H136L137 120L133 119L132 117L129 116L130 117V118L128 117L129 119H126L127 117L124 118L125 122L122 118L121 119H115L114 122H118L119 127H121L122 129L126 128L125 130H127L128 127H132V126L133 127L138 126L137 128L140 127V128L144 129L146 125L148 126V124H149V126L152 127V126H154V124H156L155 118H157L158 120L164 119L163 116H161V114H162L161 111L163 110V107H166V109L168 108V110H169V108H170V110H172V108L175 107V109L177 108V110H178V107H179L178 105L182 104V103H183V111L182 110L181 111L184 112V113H182V115L184 114L182 119L183 120L185 119V122H187V120L189 119L188 113L190 111L194 112V110L195 111L200 110L199 112L196 111L193 114L194 115L198 114L200 116L202 114L204 117V114H203L204 112H201V111H205V114H206L205 116H207L209 114V112L213 113L212 110H213L214 106L216 105V103L218 106L219 105L218 103L221 102V104L222 103L224 104L223 106L225 108H226L225 105H227V104H229V105H227V108H229V110L231 108H233L230 110L233 112L232 115L227 116V118H225L226 117V115H224V114H226V113H224L225 110H223L224 114L222 112L219 113L220 110H218L221 108L223 109L222 105L220 104L221 108H219V106H218V109H216L217 106L215 107V109L218 110L217 114L220 115L219 116L220 119H222L223 117L221 118V116L224 115L225 120L222 122H224L225 125H231V124L233 125L236 123L234 126H236V125L242 126V127L246 126V128L249 126L248 128H250V129H251V127H253L252 128L253 130L252 129L250 130L252 132L248 133L250 136H249L247 141L249 142L250 140H252L253 142H255V146L258 147V151L254 150L253 153H251V156L255 155L254 157H257L258 155H262V158L264 159V156H263V154H264V152H263L264 151V142H263L264 141V136H263L264 135V130H263L264 124L262 126L263 121H261L262 119H264V117H263L264 116V113H263V107H264V81H263L264 80V73H262V71H261V73H258V70L256 68H254V69H256V72H257V73L255 72V74L256 75L260 74V75H259V77L257 76L258 77L257 78L256 75L253 74L257 78V79L254 78L255 81H253V83H254L253 89H251V88L249 89V87L246 88L248 86L247 84H249V82H247L248 80L246 81L247 82L246 83V82H244L245 79H244V81L240 80V82H238L239 79L238 80L236 79L237 80V82H236L234 80L235 77L232 76L234 74H231V72L234 71L232 69H233V66L235 64L234 63L235 61L232 59H236V58L238 59L239 54L236 55V57L232 58L230 56V54H232L231 53L232 51L229 52V50H227L228 53H225V55H224V54H222V52H223L222 49H220V52H221L220 55L221 56L224 55L225 57H222V59L219 60V58H218L219 51L217 50V54L212 53V58L217 57L218 62L220 61L221 65L223 64V70L221 69L222 72H220L221 70L218 71V68L220 66L218 65V62L217 63L215 62V61H217V59L216 58H215V60L212 59L214 62H211L212 61L210 59L211 54L207 53L208 51L203 52L204 48H201ZM256 49H254V51H253L255 53V56L257 55L256 53L258 52V50L256 51ZM132 50H134V51H132ZM196 50H197V48H196ZM140 51L138 50L137 52H140ZM213 51H214V49H213ZM202 52L207 53V54L204 55ZM224 52H225V50H224ZM140 53L138 54L137 58L138 57L141 58L142 54H143L142 55V58H143V56L145 55L144 52L141 54ZM159 53L160 52H157L156 56ZM195 54L198 56V59L200 61L196 59L197 56ZM209 54H210V56H208ZM213 54L217 55V56H213ZM226 54H229V55H226ZM149 55L151 56V54H149ZM153 55H154V53H153ZM146 56H147V54H146ZM179 56H180V54H179ZM226 56H228V57H226ZM229 56L232 59H230ZM233 56H235V53ZM140 58H138V59H140ZM223 58H225L224 63H223ZM227 58H229L228 63H227ZM73 60H74V62H73ZM140 60L143 61V59H140ZM196 60H197V62L199 61L200 63L199 62L197 63ZM221 60H222V62H221ZM194 62H195V64H194ZM117 63L119 66L117 65ZM184 63H185V61H184ZM215 63H216V65H218L217 66L218 68L216 67ZM189 64H192V66H189ZM200 64H202L203 66ZM225 64H227L226 66H228V67H225V69H224ZM193 65H195V66H193ZM38 66H40V67H38ZM48 66H50V67H48ZM116 66H118L117 69H114V67H116ZM187 66H189V67L187 68ZM210 66H211V68H210ZM35 67H37L36 69L37 70L39 69V72H40L37 76V82L35 80L34 82H32L29 85L28 81L31 78L30 75H32L35 72V70H36V69H34ZM197 67H198V69H197ZM259 67H260V65H259ZM120 68H121V70L123 68V70L121 71ZM214 68L216 71H218L217 74H214L216 72L214 70ZM226 68H228L227 71H226ZM124 69H127V70H124ZM201 69H202V71H201ZM262 69H263V66H262ZM112 70H114V71H112ZM119 70H120V72L119 73L117 72L118 74L114 75V73H116V71H119ZM129 70H131V71H129ZM165 70H167V71H165ZM199 70H200V72H199ZM224 70H225V72H224ZM172 71L174 74L171 73ZM229 71H231V72L229 73ZM254 71L255 70H253V73H254ZM155 72H156V75H155ZM185 72L189 76L187 74H185ZM125 73H127V76ZM136 73H137V76H135ZM138 74L140 77H138ZM164 74H165V76H164ZM261 74L263 76H261ZM122 75H123V77H122ZM124 75L126 76V78H124L125 77ZM131 76H134L136 80L134 79V77H131ZM172 76L174 79L171 78ZM228 76H230V77H228ZM149 78H150V76H149ZM209 78H210V81H209ZM27 79H28V81H27ZM120 79H121V81H120ZM125 79H127V80L125 81ZM157 80H158V82H157ZM164 80H166V81H164ZM21 81H23L25 83L26 88H23V89L19 88V86L21 85ZM115 81H117V83ZM136 81L138 82V84ZM183 81H185V82H183ZM206 81H207V83H206ZM231 81H232V83H231ZM23 82H22V85H23ZM26 82L28 83V86H27ZM139 82H141V84ZM186 82H188L190 84H188ZM165 83H167V84H165ZM233 83H235V87L232 86ZM131 84H132V86H130ZM169 84H170V86H169ZM171 84H172V86H171ZM179 84H180V86H179ZM77 85H78V87H77ZM186 85L189 88H187ZM30 86H31V88H30ZM32 86H34L35 88ZM196 86H197V88H196ZM239 86H240V88H239ZM242 86H244L248 90L247 91H246V89L244 90V88ZM80 87H82V85H80ZM17 88H18V90H17ZM146 88H147V86H146ZM193 88L195 91L192 90ZM111 89H113L112 92H111ZM167 89H169V90H167ZM233 89L235 90V93H237L236 95H234L235 93H233ZM165 90H167L169 92L168 93L166 91V93L169 95H166ZM196 90H199L201 92L202 91L206 92V93H204V94H206L205 97H203L204 99L201 97L202 99H199L198 101H194V102L188 101V98L186 95L190 94L188 96L189 99L190 98L195 99V97L193 98L192 95L193 94L196 95L198 93L199 95L198 94L197 95H198V97H200L201 93L197 92ZM211 90H213V91H211ZM250 90L253 91L254 93H252ZM193 91L197 92V93L192 94ZM245 91L248 92V94H246ZM249 91L251 94H249ZM156 93H157V97H158V95H160L159 97H160V99L162 98L161 100H163V98H164V100L162 102H160L161 100H158L159 97H158V99H155V98H157L155 96ZM181 93H183V94H181ZM215 93H217V94H215ZM244 93L246 95H244ZM242 94L245 97L247 96L246 100L244 99L245 97L242 98L243 102L241 99V97L243 96ZM162 95H163V97H162ZM178 95H180V96H178ZM183 95H184V97H183ZM225 96H227V97H225ZM72 97H74V98L72 99ZM167 97H168V99H167ZM219 97H221V99ZM222 97H223V99H222ZM234 97H236L237 100L234 99ZM226 98H229V100ZM230 98H231V100H230ZM71 99H72V101H71ZM175 99L177 101H179L180 103L176 102ZM212 99L213 100L215 99V101H213ZM185 100L187 101V104H186ZM207 100H209V101H207ZM217 100H218V102H217ZM169 101H170V103H169ZM173 101H174V103H172ZM200 101H202L203 103ZM248 101H250V102H248ZM151 102H153V103H151ZM154 102H156L158 104L155 105L156 103H154ZM196 102H197V104H196ZM210 102L211 103L215 102V105L210 106V105H212ZM245 102H247V103H245ZM257 102H258V104H257ZM160 103H162V104H160ZM192 103H193V105H192ZM238 103L240 105H238ZM248 103L249 104L251 103V104L249 105ZM173 104H176V106H178V107H176L175 105L173 106ZM231 104L233 105V107ZM247 105H248V107H246ZM187 106H188V108H187ZM251 106H253V108ZM181 107H182V105H181ZM189 107H190V109H189ZM199 107H201V108L199 109ZM196 108H198V109H196ZM203 108L206 110H202ZM241 108L244 109L243 110L244 112L242 111ZM248 108H251V110H249ZM260 108H262V109H260ZM175 109L173 108L172 111H174ZM184 109H185V111H184ZM141 110H142V113L144 114L143 116H142L141 112H140L141 115H139L140 113H137ZM153 110H154V112H153ZM170 110H169V112H171ZM235 110L236 111L238 110V113ZM164 111H165V108H164L163 112ZM234 111H235V113H237V115H240V116L243 115V117L241 116L242 118H239L240 116L238 117L237 115H235L236 116L235 117ZM245 111H246V113H245ZM257 111L258 112L261 111V113L260 112L258 113ZM185 112H187V113L185 114ZM200 112H201V114H200ZM214 112H215V110H214ZM254 112L256 114L257 113L258 114L256 115ZM159 113H161L160 117L158 116ZM167 113H168V111H167ZM195 113H197V114H195ZM228 113H229V111H227V115H228ZM252 113H254L255 116L252 115ZM221 114H223V115H221ZM230 114H231V112H230ZM261 114H262V116H261ZM74 117H75V119H74ZM229 117H232V118L235 117V118L230 119ZM255 117L258 120L261 117V120H259L261 122V125H259L260 123L254 124V120H256ZM186 118H188V119H186ZM166 119L164 121V124L161 123L162 124L161 125L162 130H159V129H161L159 127L160 126V124H159V126H157L158 130L155 129V131L156 132L161 131L159 133H161L167 137L168 146L171 144H177V142L179 140L177 137H175V139L173 138L172 135H175V134H173L167 128L168 124H170V122H169L170 120L167 119V120H169V121H167ZM227 119H229V122ZM116 120H118V121H116ZM119 120H122V126L120 125L121 122L119 123ZM251 120H253V121H251ZM258 120H256L255 122H259ZM134 121L136 124L134 123ZM150 121H152V122L150 123ZM248 121H249V123L251 121L252 124L251 123L250 124L252 126L248 123ZM18 122L20 125H23L26 123L28 125L30 124L29 126H31V127L33 126V128H36L35 130L37 132H39V133L42 132V134H46V135H43V140L40 139V143L45 144L46 147H48L49 151H50V154L48 156H46V158L45 157H39L35 153L36 155L33 154L31 156V159H32V161H30L31 163H29V161L28 162L25 161L26 165L24 164L25 163L24 160H26L27 157H23L22 154L24 151L31 149L34 144L33 145L27 144V146L28 145L29 146L26 147V145L23 144L24 142L22 143V141L17 140L18 136H16V135H18V134H16V135H15V133L12 134L13 131H15V132L18 131L17 127H15L18 124L14 125ZM109 122H110V120H109ZM125 123L127 125H125ZM137 124H139V125H137ZM150 124H152V125H150ZM164 126L166 127V129H168V131L164 128ZM255 126L258 129H255L254 128ZM15 128H16V130H15ZM260 128H262V129H260ZM260 130L261 131L263 130L262 133ZM248 131H249V129H248ZM253 131H254V133H253ZM256 131L259 132V136H258V133ZM14 135H15V137H14ZM251 135H253V136H251ZM92 136H93L92 138H94V136L96 137V134H94ZM169 136H170V139L168 141ZM257 136H258V138H257ZM261 138H262V140H261ZM255 139H256V141H255ZM19 140H21V139L19 138ZM20 142L24 146L21 145ZM249 143H251V141ZM257 143L259 146L257 145ZM260 143L263 145H261ZM260 147H262V148H260ZM9 151H10V153H9ZM261 152H263V154H261ZM17 154H19V155H17ZM262 158H260L258 156L256 158L257 161L255 160L256 162H253V160L255 158L253 160H251L254 163L253 165L255 166V168L257 170L259 169L258 172L260 174L257 172L256 169H255L256 173H254L255 170H253L254 169V167H253V169L251 168V170H250V168H249V170H247L248 168H246V171H245L246 174L244 175V178H242L243 176L241 174L240 175L242 177L239 174H237L239 176V179H238V177H236L237 176L236 174L234 176L240 182L244 181L247 177L249 178V176L250 175L252 176L253 174H254V176L253 177L250 176V178H249V180H252V182H254V180H257L256 182H259L260 181L259 179L262 178L261 176H263V180H264V169H263L264 160ZM85 159L88 161H86ZM90 159H92V160H90ZM22 160H23V162L20 163ZM149 160H150V162H149ZM89 161L90 162L92 161V162L90 163ZM32 162H34V163H32ZM86 162H88V163H86ZM146 163H147V165H146ZM19 164H22V165L24 164V166H23L24 168L21 167V165L19 166ZM87 164H89V165L91 164V165L89 166ZM138 164L140 166H138ZM85 165H86V167H85ZM251 165H252V163H251ZM121 166H124V167L122 168ZM127 167L130 169L127 170ZM131 167H132V169H131ZM260 167H262V168H260ZM93 169L94 168H92L90 170L92 171ZM260 169H262V170H260ZM87 170H88V172H87ZM137 170L139 172H137ZM19 172H20V174H19ZM79 172L83 173L82 174L83 177H84V175H88L91 178V179L88 178L90 181L91 180L93 181L94 179L96 181L94 180L93 183H92V181H91V183H89V180H88V182L83 181L82 177L79 175L81 173H79ZM247 172H249V176L247 175ZM87 173H89V174H87ZM250 173H252V174H250ZM157 175L159 176V178H157L158 177ZM257 175H258V179H257V177H255ZM78 176H80L81 179H79L80 177L78 178ZM88 176H86V177H88ZM153 176H156V177L154 178ZM86 177H85V180L87 179ZM98 177H100V178H98ZM72 178H73V180H72ZM142 178H144V179H142ZM254 178H256V179H254ZM97 179H98V181H97ZM164 179H166V180L168 179V180L166 181ZM249 180L246 179L244 181V183L247 184L246 182L248 181V183L250 185L251 181L249 182ZM95 182H97V183H95ZM107 182H108V184H107ZM92 184H94L95 186L94 185L92 186ZM245 184H244L245 189H249L250 186H247V185L245 186ZM108 186H109V188H108ZM238 186H240V185H238ZM246 187H248V188H246ZM153 188H154V191L152 190ZM251 188H252V186H251ZM111 189L113 191H111ZM116 189H117V191H116ZM245 189H244V191H245ZM248 191H250V189ZM262 191L264 192V190H262ZM262 191L260 192L261 194H262ZM107 192L109 193V195ZM114 193H116V194H114ZM249 195H250V192H249ZM108 196H109V199H108ZM261 196L264 197V193ZM64 199H66V200H64ZM248 200L249 201H247V200L246 201L249 202L248 203V206H249L251 203V201H250L251 199H248ZM119 201L121 203H119ZM246 201L245 202L243 201L244 203L242 202L243 205L247 203ZM79 205H81V206H79ZM27 206L28 207L30 206V207L28 208ZM250 206L252 207V205H250ZM10 207L12 209V211L10 210L11 212H9ZM112 207H114V209H112ZM246 207L244 208V206H243L242 211L240 210L241 212H239L240 215L238 214L239 216H237L236 222L240 220L239 222L241 224L240 225L239 222H237L238 224H236V222H235L238 230H236V227L235 228L232 227L233 230L235 229V231H233L231 234V236H232L231 240L235 244V245H233L234 247L232 246V249H234L233 251L236 252V253H234V254H236L235 256H237L238 260L242 264H254L253 261H255V260L259 264H264V229H263L264 228V212L262 213V211H264V210L262 209V211H259L261 213L256 214V213H254V210L252 211V210L248 209L249 207H247V208ZM153 208H155V209L152 211ZM81 209H83V210H81ZM251 209H253V207ZM246 210H248V212ZM21 211H23V212H21ZM78 211H80V212H78ZM116 212H122V216H121V213H116ZM71 213H74V214L71 215ZM105 213H106V215H105ZM84 214L85 213H83V215ZM114 214H116V215H114ZM241 214L243 215L242 217H241ZM81 215H80V217H81ZM77 216L75 219L80 221L79 217L77 218ZM102 216L103 217L105 216V217L103 218ZM112 216H114V218ZM115 217L117 218V220L115 219ZM122 217L125 218L124 223H122L123 222ZM152 217H154V218H152ZM60 219H62V220H60ZM119 220L121 223L119 222ZM53 221H56V223ZM82 222H84V221H82ZM105 224L106 223H104V225ZM235 224H234V226H236ZM81 225H82V223H81ZM107 226H108V224H107ZM110 227H111V225H110ZM108 228H109V226H108ZM108 228H106V229L108 230ZM111 229H112V227H111ZM53 241H55L56 244ZM86 242H85V244H86ZM94 243H95V245H94ZM24 244H25V246H24ZM36 246H38V247H36ZM136 257H138V258H136ZM77 258H78V260H77ZM239 258H241V259H239ZM3 259L4 258H1L0 261ZM1 262H0V264H2ZM7 264H10V263H7Z\"/></svg>", "mask_w": 264, "mask_h": 264}]
</instances>
